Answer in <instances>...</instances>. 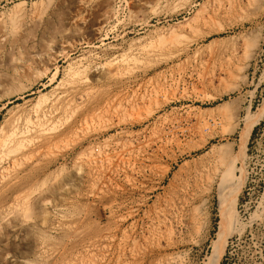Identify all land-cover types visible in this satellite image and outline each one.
Listing matches in <instances>:
<instances>
[{
    "label": "rangeland",
    "instance_id": "374dc122",
    "mask_svg": "<svg viewBox=\"0 0 264 264\" xmlns=\"http://www.w3.org/2000/svg\"><path fill=\"white\" fill-rule=\"evenodd\" d=\"M222 155L264 264V0H0V264H206Z\"/></svg>",
    "mask_w": 264,
    "mask_h": 264
},
{
    "label": "bare ground",
    "instance_id": "6f19581e",
    "mask_svg": "<svg viewBox=\"0 0 264 264\" xmlns=\"http://www.w3.org/2000/svg\"><path fill=\"white\" fill-rule=\"evenodd\" d=\"M160 1V0H159ZM107 4V3H106ZM102 8L101 13L99 14V20L98 22H104V21H109L108 19H110V17L112 16L111 12L108 10V5H106ZM98 12V11H97ZM77 20V19H76ZM78 22V21H76ZM80 22V21H79ZM77 25V24H76ZM75 25V26H76ZM87 25V24H86ZM97 26V25H96ZM99 27H96L93 31L96 34L98 32ZM100 30V29H99ZM63 31V30H62ZM83 31V30H81ZM87 31V30H86ZM53 34V33H52ZM56 34V33H55ZM93 34V33H92ZM54 38V37H53ZM74 38V37H73ZM55 42V41H54ZM53 44V43H52ZM52 47V46H51ZM46 47H44L45 49ZM41 57V56H40ZM101 73V71H100ZM103 73V72H102ZM101 75V74H100ZM97 79V78H96ZM44 110V111H43ZM40 114H39V119H47L50 116H53L58 110L59 108L56 107V105H53L51 107H48L46 109H43ZM260 115H250L248 116L246 122H245V127L242 133V146H241V150H244L246 148V144L248 139L250 138L251 132L253 130V128L255 127L256 123L261 119L262 117V111H260ZM261 116V117H260ZM43 125V124H42ZM7 143V142H6ZM21 146V145H20ZM19 146V147H20ZM14 152V151H13ZM225 152V151H224ZM16 154V153H15ZM220 154H225V153H220ZM221 156L220 159H218L219 161V165L220 167H222L223 171V178L221 180V184H220V193H221V204L219 205V213H220V222H219V228H218V232H217V238L214 241L213 244V249H212V253L210 255V257L208 258V262L206 264H220L221 260L223 258V255L225 253L226 247H227V243H228V239L230 238L231 235H233L234 233L240 231V229L237 226V223L235 221V217H236V201L238 199V195L241 191V186H234L233 182H234V166L235 163L237 162L238 158L235 157H226V156ZM216 164V163H215ZM215 167V166H214ZM81 169V168H80ZM221 169V168H220ZM82 170V169H81ZM116 171V170H115ZM221 173V172H220ZM222 176V175H221ZM75 181V180H74ZM57 183V182H56ZM53 185V184H52ZM61 185V184H60ZM53 187V186H52ZM60 187V186H59ZM70 187V186H69ZM44 189V188H43ZM52 190V189H50ZM58 190V189H57ZM63 190V189H62ZM56 191V189H55ZM42 192V191H41ZM54 192V191H53ZM60 192V191H58ZM62 192V191H61ZM69 193V192H68ZM226 193V194H225ZM51 196V195H49ZM40 197V196H38ZM37 197V199H39ZM45 198V197H44ZM57 198V197H56ZM36 199V200H37ZM52 199V198H51ZM54 199V198H53ZM42 201V200H40ZM48 201V199H47ZM46 201V202H47ZM40 202H38L39 204ZM43 201L41 202V204L37 205L36 201H35V205L36 206H41L44 205L42 204ZM48 203V202H47ZM33 204V205H34ZM34 207V206H33ZM37 208V207H36ZM41 209V207H40ZM39 209V210H40ZM34 211V210H33ZM41 211V210H40ZM43 211V210H42ZM11 214V213H10ZM9 214V215H10ZM31 214V213H30ZM47 214V213H46ZM44 215V214H41ZM26 217V216H25ZM28 217V216H27ZM41 218V216H40ZM44 218V217H42ZM7 220V219H6ZM14 220V219H13ZM8 222V221H6ZM45 226V225H44ZM10 230V229H9ZM15 231V230H14ZM77 232V231H76ZM26 233H29V230H26ZM10 234V232H9ZM6 237V236H5ZM8 237V236H7ZM9 239V238H8ZM24 242V241H23ZM14 243V242H13ZM16 245V244H15ZM15 245H13V247L10 249L9 252L12 253V256L14 258L18 257H23L24 255H26L23 251H21L19 248L18 252L15 249ZM6 246V245H5ZM9 246V245H8ZM27 246V245H26ZM24 246L23 249L26 251L28 250V246L26 247ZM30 246V245H29ZM7 247V246H6ZM10 247V246H9ZM3 250V249H2ZM8 250V249H7ZM1 251V250H0ZM5 252V251H4ZM1 253V252H0ZM9 253V254H11ZM2 254H4L2 252ZM30 254V253H29ZM28 256V255H27ZM3 262H6L5 260H3Z\"/></svg>",
    "mask_w": 264,
    "mask_h": 264
}]
</instances>
